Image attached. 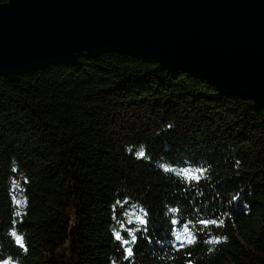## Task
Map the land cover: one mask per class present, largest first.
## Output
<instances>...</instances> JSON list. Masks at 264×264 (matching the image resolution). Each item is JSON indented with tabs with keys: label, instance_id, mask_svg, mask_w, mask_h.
Returning <instances> with one entry per match:
<instances>
[{
	"label": "trees",
	"instance_id": "16d2710c",
	"mask_svg": "<svg viewBox=\"0 0 264 264\" xmlns=\"http://www.w3.org/2000/svg\"><path fill=\"white\" fill-rule=\"evenodd\" d=\"M0 264H264V107L118 52L0 75Z\"/></svg>",
	"mask_w": 264,
	"mask_h": 264
},
{
	"label": "water",
	"instance_id": "95a60500",
	"mask_svg": "<svg viewBox=\"0 0 264 264\" xmlns=\"http://www.w3.org/2000/svg\"><path fill=\"white\" fill-rule=\"evenodd\" d=\"M86 52L153 59L264 107V0H10L0 4V75Z\"/></svg>",
	"mask_w": 264,
	"mask_h": 264
},
{
	"label": "snow or ice",
	"instance_id": "6c2138e0",
	"mask_svg": "<svg viewBox=\"0 0 264 264\" xmlns=\"http://www.w3.org/2000/svg\"><path fill=\"white\" fill-rule=\"evenodd\" d=\"M139 155L142 157L143 155H144V153L143 152H140L139 153ZM117 239H121V237L119 236V235H117V237H116ZM17 241L19 242L20 241V237H17ZM194 242V239L193 238H188L187 239V243H189V244H191V243H193ZM125 243H128L127 241H125ZM182 243H183V241H182ZM131 252V250L129 249V253Z\"/></svg>",
	"mask_w": 264,
	"mask_h": 264
}]
</instances>
